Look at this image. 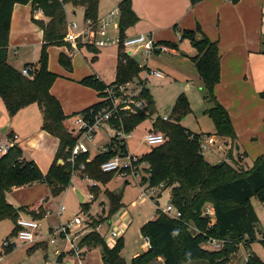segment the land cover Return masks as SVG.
<instances>
[{"label":"trees","instance_id":"16d2710c","mask_svg":"<svg viewBox=\"0 0 264 264\" xmlns=\"http://www.w3.org/2000/svg\"><path fill=\"white\" fill-rule=\"evenodd\" d=\"M100 1L0 0V98L10 116L37 104L43 115L42 130L60 141L56 158L46 175L35 162L24 158L23 151L15 143L6 155L0 157V223L11 221L15 225L12 235L18 234L17 222L22 212L33 215L35 220L44 219L46 213L43 209H40L39 213L31 212L28 207L16 209L7 199L9 192L45 184L56 198L71 185L74 166L70 158L77 137L66 127L68 117L60 101L51 92L58 75L49 69V49L70 46L65 41L68 6L82 9L84 20L92 21L96 25L99 21ZM190 1L195 6L203 0ZM29 4L33 7V13L42 11L48 22L35 19L33 15L34 23L43 31V45L39 67L35 69L26 66L32 67L33 71L30 77H25L22 71L8 63V48L14 7ZM119 11L120 37L124 40L126 32L137 25L140 19L133 10V0H121ZM182 36L190 40L197 50L193 61L203 82L206 100L214 104L211 115L217 127V134L234 141L237 136L230 114L216 95V88L221 82L219 43L212 41L200 25L196 30L183 31ZM59 62L72 72V61L67 55L62 54ZM144 69L121 48L117 78L113 84L105 85L95 76L81 81L84 86L97 90L101 101L85 109L80 115L85 119L94 120V117L108 106V102L103 99L107 87L123 86L135 81L144 84L141 78ZM145 86L141 96L148 101L147 112L124 114L122 117L129 132L157 114L153 97ZM261 98H264V94H261ZM190 112L189 103L181 97L177 100L168 121L160 117L156 119L153 129L165 136L166 143L152 147V150L140 159L146 164L140 170L141 183L148 184L149 189H169V202L182 217L173 219L158 209L154 220L147 222L142 228L143 236L151 241V248L130 262L122 256V239L114 246H109L106 239L96 230L101 223H88L89 232L80 241V249L100 247L103 264H153L160 258L164 260V264H187L193 261L203 264H229L232 256L243 245L250 252L245 264H264L251 250L255 243L264 249V236L260 237L258 229L260 220L252 204L253 199L264 203V154L255 161L250 171L241 166L235 167L227 161H223L224 164L220 167L210 164L200 150V139L205 135L194 134L181 123ZM9 139L14 142V135L9 134ZM105 148L107 151L98 154L93 160L88 161L89 156L85 154L79 162L86 163V175L90 179L107 185L115 174L103 173L101 166L116 155L126 152V145L111 139ZM91 191L98 193L97 188ZM105 194L110 203L106 218L109 220L124 208V194L109 190H106ZM208 205L214 210L213 224L212 217L203 216ZM88 210L87 207L84 208V212L88 213ZM189 225H193L200 233L192 234ZM211 240L225 241V245L221 250H211L207 248Z\"/></svg>","mask_w":264,"mask_h":264},{"label":"rangeland","instance_id":"374dc122","mask_svg":"<svg viewBox=\"0 0 264 264\" xmlns=\"http://www.w3.org/2000/svg\"><path fill=\"white\" fill-rule=\"evenodd\" d=\"M120 1L121 0H101L99 7V19H104L111 11L118 10ZM29 10L33 13V7H28V11ZM69 10L70 6L67 7L68 22H76L81 29L84 24L82 14L78 13L74 16ZM32 13L29 20V25L31 27L29 31H27L28 28L26 27V21L20 19V22H22L23 25L21 23L18 24L17 35H21V33H23L24 37H26L25 41L27 44H33L36 42L41 43L43 40V31L38 25L34 26L36 24L32 20ZM42 20H45L46 23L48 22V19L45 16L42 17ZM118 25L119 18H116L113 20V25L108 29V37H106V39L112 40L120 36ZM38 28L41 29H39L41 32L40 35L33 31L38 30ZM80 29H78L77 32ZM27 33L29 36L26 35ZM152 33H154L155 36L157 35L156 31ZM162 36H164V38H168L167 40L176 42L179 45V57L180 59H184L186 63L181 64L180 62H177L179 57H173L167 53L154 54L150 58L152 59V63L150 65L151 69L152 71L162 73L163 77L158 78L155 75L150 74L147 76V71H142L141 78L145 82L142 85H147L150 89L151 95L156 104L157 115L163 117L168 114L171 115L177 100L184 97L189 103L191 112L182 120V125L194 134H206V137L213 136L216 140V144L204 152L206 161L212 165H216L218 162H221V160H226L235 167L241 166L246 171H250L253 168L255 161L264 154V133H262L264 130V103H262L260 99L255 101L253 97H250L251 103L248 105V109L244 110V108L238 106L236 102L231 101L232 96L230 97V95H227V97L224 98V102H226V106L233 115L236 128L235 125L233 126L236 136L237 134L238 136L234 141L231 138L219 136L217 134L216 124L211 115V109L214 107V104L206 100V91L204 89L203 82L191 57L195 52L194 46L190 40L183 38L182 30L178 29L176 26L164 30L162 32ZM98 39L101 40L103 38L99 37ZM87 44L88 45L83 47L81 51L82 53L80 52L83 55L77 53L75 56L73 67L77 76H82L86 72V60L87 62L89 61V63L93 64V66L97 69L109 68L111 66V62L118 56L121 48L123 49L120 45H116L109 48L99 49V52L95 53L93 48L89 45L90 41H88ZM41 52L42 45H39L37 48H34L33 45L19 48H17V46L12 47L8 52V62L18 71H22L25 66H32L36 69L34 66L39 64ZM132 57L140 66L145 64L143 61L144 56L141 53L134 52ZM84 58H86V60ZM51 65L49 56V69ZM56 69H62L59 63L54 64L53 71L56 72ZM62 71L64 72L65 70L62 69ZM66 73L68 72H65V77L58 76L57 80L74 82L72 78L74 76L73 73L69 74V76L66 75ZM57 82L60 84L61 81ZM75 83L87 88V90L89 89L93 94H95L94 92H97L94 88L84 86L79 81H76ZM138 86V84H135L134 88H137ZM67 94L69 95V93ZM30 113L31 115L37 114V108H32ZM17 114L15 116H17ZM15 116H10L8 113L9 120H13ZM80 116V113H78L70 117V119H72L70 120L72 121L70 122L72 125L71 127L74 126L76 120ZM151 124L152 122L147 120L137 129L132 131V137L128 139L126 143L129 155L141 159L145 154L152 150V147L145 141V135L149 132ZM70 130L73 131V129ZM113 134L114 131L110 126L103 125L100 129H98V133L95 135L94 143L85 141V144L89 148L88 156L90 160L94 159L98 154L104 151L106 144L110 142V138ZM141 176L142 174L136 179H125L120 175L115 174L114 178L107 185L97 181L98 193H95L91 191V179L85 178V175L82 172L75 171V174L72 177L71 185L63 194L56 198L52 196L48 186L44 187L45 193L43 195L41 194V189L43 188H40L39 190L36 187L40 185H37L35 189L30 191V193L28 191L17 192L14 200L9 199L13 192L20 189L27 190L30 187L12 190L8 193L7 199L11 200L12 204L18 205V209H21V206H24L21 202H25L24 198L26 197H28L27 204L34 203L38 201L39 198L46 199L48 197L49 202L47 203V211L51 214L47 216V218L45 217L44 219L39 220L42 227L41 230L38 231V239L47 238L44 241L47 242L41 243L42 241H38L39 244L36 243L38 245L34 247L35 249L30 250V247L35 244H25L19 241L17 236L12 235L15 225L11 221L1 222L0 264H10L9 262L11 261H14V264H26L28 262H35L36 264H56L58 259L56 251L59 250L61 252H67L70 250L71 243L66 242L68 240L69 242L74 240V243L77 244L80 240L78 233L82 229L81 227L74 228L69 234L67 240L57 233V227H59L62 223L74 220L77 217L83 220L82 226L89 225L90 223H101V226L100 224L97 226V228L99 227L98 232L106 239L109 246H114L118 240L122 239L124 245L122 249V256L127 262H130L134 257L143 254L148 247L145 237L142 234V228L146 222L154 220L158 209L164 210L167 208L171 193L169 189L162 191L158 190L157 192L150 190L148 184L141 183ZM126 180H129V183H126ZM106 190L118 193L123 192L124 194V208L112 216L109 220L106 219L110 208L109 200L105 194ZM78 193L84 197L83 202L79 200ZM93 194L94 200H91V196ZM252 204L254 205L260 220L258 224L260 232L259 235L260 237H263L264 203H261L257 199H253ZM63 205L67 210L61 218L57 214V209H60ZM85 207L89 209L88 213L84 212ZM207 207H209L211 213L213 214L214 210L211 205H208ZM90 214L94 215V217H90ZM20 218L29 219L30 217L27 213L22 212ZM51 228V233L54 234L57 239L56 245H51V243H49L50 238L47 236V232ZM113 232H117L119 237L112 238L111 234ZM255 244L254 251L251 249L252 252L264 261V249L260 244ZM241 252L245 253L246 251L242 248ZM78 253L81 254V257H83L84 264H88V261L89 264H91L90 259L92 261L96 260V264H98L97 261L102 255V249L100 247L86 250L82 249ZM61 262L63 264H67L65 259ZM187 264L203 263L200 261H193Z\"/></svg>","mask_w":264,"mask_h":264},{"label":"crops","instance_id":"0c3cea01","mask_svg":"<svg viewBox=\"0 0 264 264\" xmlns=\"http://www.w3.org/2000/svg\"><path fill=\"white\" fill-rule=\"evenodd\" d=\"M28 7H32V5L31 4L16 5L14 7L8 52L12 47H16V46L17 48H19L28 45H33L34 48H37L39 45H43V40L41 43L36 42L33 44H27L25 41L26 37H24L23 33H21V35H17L18 24L19 23L22 24V22H20V19L26 21V27L28 28L27 31L31 29L29 25V20L31 18L32 11L30 10L28 11ZM133 10L139 17L140 21L139 23H137L135 27L130 28L126 32V35H128L126 37H134L141 34L152 35L153 38L156 40V42H159L167 46L171 50V52H167V54H170L173 57H179V51H178L179 45L176 42L167 40L168 38H164V36H162V32L171 27L176 26L178 29H181L183 32L185 30H196L197 26L200 25L204 33L212 41H217L219 43V48L221 53V82L216 88V95L218 101L228 110L230 117L232 118L231 120L233 122V125H235L233 115L230 112L229 108L226 106L227 105L226 102H224L225 101L224 98H226L227 95H230V97L232 96L231 101L236 102L237 105L243 107L244 110L248 109L249 107L248 105H250L251 103L250 97H253L255 101L260 99L261 102L264 103V98H261V94H264V0H238L237 2H233L231 0H203L202 2L198 3L195 6L192 5L190 0H133ZM69 11L74 16H76L78 13H81L84 19V12L82 9H74L70 7ZM33 14H34V18L38 20H42V17L44 16L42 12H37V11L32 13V16ZM39 29L40 28H38V30H33V31L37 32L38 35H40L41 29L40 30ZM85 29H86V24L84 20V24L82 28L77 33L79 34ZM154 31L157 32L156 36L154 35V33H152ZM26 35L29 36L28 33ZM99 37L106 39V37H108V30L106 31L104 36H99ZM88 41L89 39L87 40L79 39L78 47L76 49L71 45L67 47L66 46L51 47L49 49L50 65L52 64L50 67V71L61 77H65L64 76L65 72H68L66 73V75L68 76L69 74L72 73L74 75L72 77L74 82L57 80V81H61L60 82L61 85L59 84V82L56 81L55 85H53L51 90L52 94L60 101L63 107V111L65 115L68 117V120L66 121V127L69 129H74V126L71 127L72 125L70 124V122H72L70 121L72 120L70 119L72 115L81 113L85 109L95 104H98L101 101V97H99V92L93 91L95 93L93 94L92 92H90L89 89L87 90V88L80 86L75 82L76 81L81 82L85 78L95 76L103 84L110 85L113 84L117 78L119 54L111 62V66L109 68H103V69L95 68L93 64L89 63V61L87 62L86 58H84L87 63L86 72L82 76L76 75V71L73 67L75 56L77 53H80L82 51L84 46L88 45L87 44ZM93 50L95 53L99 52V49L93 48ZM123 51L128 56H131L130 50L126 52L123 49ZM164 53H154V54H164ZM62 54L67 55L71 59L72 72H70L60 64L59 59ZM153 55H151V57ZM196 56H197V50L195 49V52L191 57L192 59H194ZM150 58L147 65L141 66L144 67L145 68L144 70L147 71L146 72L147 76L149 75L148 71L149 70L152 71L150 66L152 63V59ZM177 62H180L181 64L186 63V61H184V59H180V57L177 59ZM57 63H59L62 69L65 70L64 72L62 71V69L59 70L56 69V72L53 71V66L54 64ZM34 67H39V64H37ZM162 77L163 76L158 78H162ZM147 89L150 91L148 87ZM67 93H69V95ZM37 106H38L37 104H33L28 108L26 107V109L25 108L22 109V111L19 112L13 120H9L8 111L5 106V103L0 98V143H6V142L9 143L10 141V143L12 142L11 143L12 146L14 143L18 145L19 148L23 151L24 158L35 162L37 166L40 168V170L43 172V174L46 175L48 174L56 158V154L60 146V141L56 137L42 130L43 115L40 108ZM34 107L37 108V114L31 115L30 111ZM170 116L171 115L168 114L167 116L164 117H170ZM159 117L163 118V116H158L156 114L155 116H153L152 119H149L152 122L149 128V132H156V130H154L153 127L155 125L156 119H158ZM262 133H264V130ZM9 134L14 135L15 137L14 143L13 140L9 139ZM108 144H106V146ZM88 160L91 161L93 159L91 160L88 159ZM221 161H226V160H221ZM39 185L40 186L37 185L31 186L27 190L26 189L17 190L10 195L11 197L9 199L14 200V197H16L15 195L17 192L19 193L23 191H28L30 193V191L32 189H35L36 186H37L36 188H38L39 190L40 188H43L41 189V194L43 195L45 193L44 187H46L47 185L45 184H39ZM24 200L25 202H21L23 203L24 206L21 207H28L30 211L33 213H39L40 209H43L46 213L45 215L46 218L51 214L49 211H47L48 210L47 203L49 202L48 197L46 199L39 198L38 201L31 204H27L28 197L24 198ZM8 201L10 202L11 205H13L16 209H18L17 208L18 205L12 204L11 200ZM83 201H84V197H83ZM58 210L59 209H57V214H58ZM28 216L30 217L29 219H34L33 215L28 214ZM89 216L94 217V215L91 214ZM59 217L62 218V216ZM87 228L88 225L82 228L81 231L78 233L80 236V240L77 244L74 243V240H71L70 242L69 241L66 242V243H71L70 250H68L67 252L65 251L61 252L59 250L56 251V253L59 252L60 254L58 255V259L56 263L61 262L65 259V262L67 264H84L83 257H81L80 253L76 252V247L79 248L78 245L82 240V238L84 237V235L81 234V232H84L85 234L89 232ZM51 232H52V228L49 229V231L47 232V236ZM191 233L195 234L194 231H192ZM45 239L42 242L41 241L40 242L46 243L47 241L44 242ZM38 244L35 243L34 246L30 247V250L35 249L34 247ZM255 245L256 244H253L251 246V249L253 251ZM242 248L245 249L246 251L245 253L241 252ZM83 249L86 250L89 248H83ZM147 251L148 249L145 252ZM249 253H250L249 250L245 246L241 245L239 251L232 256L229 264H245L248 260ZM94 262L96 264V260L92 261L90 259L91 264H94ZM97 262L98 264H103L102 255L101 257L98 258ZM157 262L158 264H164V260L162 258H160ZM157 262H154L153 264H157ZM9 263L14 264V261H11ZM26 264H36V263L28 262Z\"/></svg>","mask_w":264,"mask_h":264},{"label":"built area","instance_id":"2783aa9c","mask_svg":"<svg viewBox=\"0 0 264 264\" xmlns=\"http://www.w3.org/2000/svg\"><path fill=\"white\" fill-rule=\"evenodd\" d=\"M42 12V11H37ZM119 18L120 19V11L114 10L109 13V15L104 19H99L96 25L93 24L92 21H85L86 29L79 34L77 30L79 26L75 22H68L67 24V34L65 41L73 46L75 49L78 47V40L89 39L92 48L102 49L111 46L120 45L123 49L128 52L131 51L130 57H132L133 53L139 52L144 56V65H147L149 62V58L154 53H167L171 52V50L159 43L153 38L152 35L141 34L134 37H126L124 40L121 37L114 38L112 40L101 39L99 40V36H104L106 31L110 26L113 25V20ZM135 49V50H133ZM33 71L32 67H25L22 70V74L25 77H30ZM148 74L155 75L156 77H161L162 73L155 71H148ZM138 84L137 88H134V85ZM132 85V86H131ZM133 87V88H132ZM144 85H142L139 81H135L131 84L127 85H115L111 87H107L104 92L103 99L108 102L107 108H105L101 113L94 117V120L85 119L83 116H80L75 124L72 133L77 137V143L74 148L71 150V158L70 162L74 166V174L75 171H80L85 175V178H89L86 173V163H78L79 159L89 153V148L85 144V141H89L90 143H94L95 135L98 133V129H100L103 125H108L114 131V134L110 139L115 141H120L122 144L126 145L127 140L132 137V131H127L123 122V115L135 114L137 112H147L148 109V101L146 98L141 96V92ZM163 120L168 121L169 117H163ZM9 141V140H7ZM146 143L151 147L160 146L166 143V138L163 134L158 132H148L145 135ZM15 142V141H14ZM13 142V143H14ZM12 143V142H11ZM11 143H0V157L6 155L10 148ZM216 144V140L212 136H202L200 139V150L204 156V152L209 148ZM107 151V148H104V152ZM89 161V160H88ZM63 163V161H61ZM146 164L140 161V158L131 156L128 154L127 147L126 152L116 155L113 159L105 162L101 166V170L103 173L109 174L114 173L120 175L125 179H136L141 175L140 170L145 167ZM90 179V178H89ZM91 189L98 188L96 181L91 179ZM129 181V180H127ZM155 192L158 190L150 189ZM91 200H94V194L91 196ZM66 212V207L62 206L58 210L59 216H62ZM164 214L173 219H180L182 214L176 210L170 203L167 208L162 210ZM203 216L212 217V224L214 223V212L211 213L209 207H206L203 213ZM83 220L77 217L74 220L67 221L66 223H62L59 227H57V233L68 240L69 234L76 227L84 228L82 226ZM86 223V222H85ZM17 226L19 228L17 238L19 241L25 244H35L38 241H43L44 238L38 239V231L41 230L42 225L39 223V220L35 219H24L20 218L17 222ZM190 232L194 231L195 234H199L200 231L196 229L193 225H189ZM99 230V227L96 229ZM81 234L85 235L84 232ZM50 238V243L55 245L57 243L56 236L52 233L48 235ZM112 238H118L119 235L117 232H113L111 234ZM69 241V240H68ZM145 241L148 249L151 248V241L149 238L145 237ZM225 245V241L219 240H211L207 244V248L211 250H221ZM8 246V245H7ZM80 248L76 247V252L78 253ZM57 255H60L57 252ZM56 264H62L58 262Z\"/></svg>","mask_w":264,"mask_h":264},{"label":"water","instance_id":"95a60500","mask_svg":"<svg viewBox=\"0 0 264 264\" xmlns=\"http://www.w3.org/2000/svg\"><path fill=\"white\" fill-rule=\"evenodd\" d=\"M224 164V162L223 161H221V162H218L217 164H216V166H218V167H220V166H222ZM127 183H129V181H127ZM78 196H79V200L82 202L83 201V197L80 195V194H78ZM170 203V202H169ZM168 203V204H169Z\"/></svg>","mask_w":264,"mask_h":264}]
</instances>
